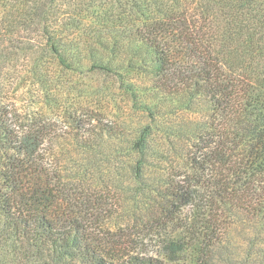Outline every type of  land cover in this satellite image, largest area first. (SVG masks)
I'll use <instances>...</instances> for the list:
<instances>
[{"label":"trees","instance_id":"16d2710c","mask_svg":"<svg viewBox=\"0 0 264 264\" xmlns=\"http://www.w3.org/2000/svg\"><path fill=\"white\" fill-rule=\"evenodd\" d=\"M55 1L0 0V58L37 44L60 74L110 83L55 117L0 103V264H208L236 215L264 223V0H115L97 17L116 24L92 33L56 28ZM114 83L176 105L129 123L103 104ZM199 102L207 121H188Z\"/></svg>","mask_w":264,"mask_h":264},{"label":"rangeland","instance_id":"374dc122","mask_svg":"<svg viewBox=\"0 0 264 264\" xmlns=\"http://www.w3.org/2000/svg\"><path fill=\"white\" fill-rule=\"evenodd\" d=\"M51 6V13L54 15L51 22H57L56 28L59 27L61 22H67V24H69L68 22H81L84 27H87L86 31L91 33L95 28L96 30L99 28L102 30V27L111 29V26L115 23L100 19L97 17L99 16L97 12L108 9H110L109 12L111 10L118 11L115 0H56ZM4 26V23H2L0 34H3L4 30L2 28ZM67 29L70 28L64 26L61 31ZM30 37L33 38V35L30 34ZM37 46L36 44L32 50L13 51V53L16 52V55H8V60L0 58V103L11 100L19 112L26 113L40 110V112L46 115L50 114L55 117L61 111H57L59 109H54L51 106L55 107V104H58L57 101L59 102L60 100L59 98L66 101L65 105L71 111L78 109L79 106L87 102L84 93L87 86L90 85L93 87L94 92L98 93L100 89L102 90L106 85H109L110 82L107 78L101 75H92L91 69L88 66L75 72L64 71L60 74V68L56 67L54 59L47 55L48 52L43 51ZM46 71L50 72L49 84L45 77L43 82L38 81V75ZM113 86L115 87L114 92H112L114 95L111 94V90L109 92L111 97L107 98L109 100L112 98V101L106 103L105 99L103 104L104 106L107 105V109L118 113V115L126 112L129 123L132 122L134 124L142 117L148 116V113L144 111V107L148 103L153 104L154 100L158 101L162 105V108L169 105L173 108L176 105L173 98L170 99L162 93L155 91H146L147 97L143 95L141 99L138 96L137 101L130 102V100L127 101L121 96L120 91L116 90L117 83H114ZM153 95L155 96L153 97ZM87 105L89 104L87 103ZM90 106L102 110L98 106ZM194 107L198 113L196 115L193 114L189 119L187 118L188 121L197 123L206 122L210 114L208 104L199 102ZM181 117L182 115L179 113H176L175 116L164 115L157 128L161 129L167 126L168 123L176 125L180 121H183ZM158 137L159 135L156 134L157 139ZM123 188H125V194L128 193L126 196L132 197L131 192H129L131 186L127 183ZM132 205L133 203L128 200V203L124 206ZM130 216L123 209L117 217L112 219L110 227L114 228V226H119V224L123 225L130 222ZM210 251L211 256L208 264H264L263 221L260 222L248 215H236L235 219H232L230 228L223 237V241ZM182 262L184 264H192L189 255H185Z\"/></svg>","mask_w":264,"mask_h":264}]
</instances>
